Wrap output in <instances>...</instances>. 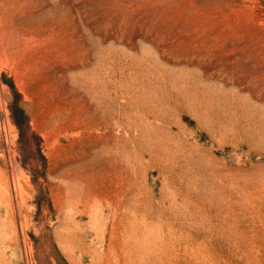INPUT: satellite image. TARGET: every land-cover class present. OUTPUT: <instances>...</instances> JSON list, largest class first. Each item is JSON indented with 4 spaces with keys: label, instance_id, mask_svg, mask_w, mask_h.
I'll use <instances>...</instances> for the list:
<instances>
[{
    "label": "rangeland",
    "instance_id": "1",
    "mask_svg": "<svg viewBox=\"0 0 264 264\" xmlns=\"http://www.w3.org/2000/svg\"><path fill=\"white\" fill-rule=\"evenodd\" d=\"M0 264H264V0H0Z\"/></svg>",
    "mask_w": 264,
    "mask_h": 264
}]
</instances>
